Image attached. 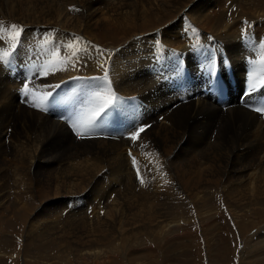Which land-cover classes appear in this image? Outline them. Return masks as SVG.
Returning a JSON list of instances; mask_svg holds the SVG:
<instances>
[{
  "label": "bare ground",
  "instance_id": "1",
  "mask_svg": "<svg viewBox=\"0 0 264 264\" xmlns=\"http://www.w3.org/2000/svg\"><path fill=\"white\" fill-rule=\"evenodd\" d=\"M259 1L263 7L243 0H0V30L11 31V24L24 29L12 60L41 63L46 57L38 45L45 38L48 47L70 42L71 48L61 47L60 57L53 58L66 70L49 72L60 75L44 82L64 78L73 92L70 106L90 108L91 90L73 78L103 76L108 68L116 96L109 112H126L118 136H102L94 128L84 137L100 140H81L57 116L32 107L40 89L20 95L21 83L0 60V230L9 217L23 236L25 254L40 249V241L67 236L56 243L64 255L71 241L78 252L91 245L95 252L89 253L110 258V250L98 248L120 251L142 232L158 240L165 228L175 233L197 214L206 219L215 193L226 207L264 204V116L245 104L261 103L264 89L244 104L238 90L222 105L197 88L181 101L168 85L181 61L195 70L220 59L234 61L240 77L243 66L256 61L252 71L260 84ZM104 37L111 40L108 48L102 47ZM7 42L6 35L0 38V48ZM196 49L204 51L203 60ZM81 64H88L85 76ZM188 209L195 215L185 217Z\"/></svg>",
  "mask_w": 264,
  "mask_h": 264
},
{
  "label": "rangeland",
  "instance_id": "2",
  "mask_svg": "<svg viewBox=\"0 0 264 264\" xmlns=\"http://www.w3.org/2000/svg\"><path fill=\"white\" fill-rule=\"evenodd\" d=\"M243 1L255 5L254 8L256 5L263 7L259 0ZM262 1L264 3V0ZM99 36L103 37L102 34ZM103 40L102 47L108 48L111 40L105 37ZM112 44L117 47L124 43L119 41L116 44L112 41ZM2 48L7 49L8 46L5 45ZM195 54L199 60H203V50L196 49ZM81 65L80 73L85 76L87 74L85 65L88 64ZM103 71L105 70H101L100 73ZM7 73H9L8 70ZM74 88L78 90L77 87ZM83 91L78 90V93L82 95ZM22 100L18 95L17 100L14 101L19 105ZM117 113L120 117L126 112L118 111ZM50 118L53 119L51 116ZM84 138L85 140H100ZM111 139L118 141L116 137H111ZM100 204L103 205V202L100 201ZM226 206L223 197L215 193L213 201L208 202L205 209L206 215L209 216L203 220L197 214L194 219H190L191 224H184V227L179 228V231L177 229L175 233L168 232V228H165L167 231V233L165 231V236H158V240L153 239L152 241L148 236L146 237L147 234L142 232L140 236L131 237L130 241L125 243L127 246L120 251H114V246L111 247L112 251L109 247L99 244L103 246L98 250L111 251L110 258L102 253L94 255L89 253L95 249L91 245L78 252L71 241V246H67L70 249H66V255H64V247L60 249L56 243L64 241L67 236L56 239V243L40 241V249H34L33 252L25 254L24 241L20 242L23 236H17L18 230L10 226L9 217H7V220L4 219L1 223L4 229L0 230V264H264V204L232 203L229 207ZM68 208L65 214L72 209ZM188 210L189 213L185 217L195 215L196 210ZM232 212H237L238 217ZM171 225L169 224V227ZM43 243L45 244L42 246Z\"/></svg>",
  "mask_w": 264,
  "mask_h": 264
},
{
  "label": "snow or ice",
  "instance_id": "3",
  "mask_svg": "<svg viewBox=\"0 0 264 264\" xmlns=\"http://www.w3.org/2000/svg\"><path fill=\"white\" fill-rule=\"evenodd\" d=\"M78 10V9H77ZM247 23V22H245ZM2 24V22H0ZM11 31H8L7 29L0 30V38H3V36H7V39L9 41L8 48L3 49L0 48V60H2L5 64L11 63V58L13 56V52L17 48V46L20 44V37L23 32V26L17 25V24H11L9 26ZM75 39L79 40L81 38L76 37ZM49 41L47 38H45V42L42 45H38L43 49V55L46 57L42 60V62L37 66V64H32L29 68V74L25 77V82H23L22 88L20 89L21 94L24 97H28L30 93H33V89L35 88V84L33 83L32 88L29 87V83H32V73L34 72L36 75H39L41 71L46 76L49 74V72H55V71H63L66 70L63 67H60L58 64L53 63L54 57H60V48H71L72 44L65 43L63 45L57 44L52 47H48ZM96 49V52L98 56H103L105 50L100 49L98 46H94ZM261 48V64L264 65V43L260 45ZM76 53H73V56H75ZM110 58V57H109ZM66 59V58H61ZM223 62V61H222ZM250 64L255 65L256 61H249ZM262 71H264V68H262ZM73 79L81 80L83 81V87L88 91L87 93V101L86 103L88 105H91L90 108H82L80 112L75 116L72 117V127L75 129V134L79 138H83L86 133H90L95 126L98 124V122L103 121L109 110L114 106L116 101L115 93L111 91V81L109 80V74L106 70L104 72L103 76L99 77H74ZM98 82V83H94ZM259 83L264 86V78H262ZM48 88L51 89H59L61 87L60 84L55 85H47ZM257 88V82L253 79L248 83V86L246 88V92L248 94H251L254 92ZM53 96V92L49 91L46 92L43 96V100L41 101V104H44V108L42 110H46L47 108V102L49 97ZM41 104H33V107L41 108ZM255 111L264 114V106L256 107L254 109ZM145 130L144 127L139 128L138 131H135L132 134V139L135 140L138 138L139 133L143 132ZM133 162L135 163V158L133 157ZM137 172H139V169H137ZM141 183H143V179L141 178Z\"/></svg>",
  "mask_w": 264,
  "mask_h": 264
}]
</instances>
